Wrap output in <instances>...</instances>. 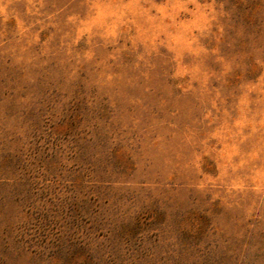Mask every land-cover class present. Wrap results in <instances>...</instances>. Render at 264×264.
Masks as SVG:
<instances>
[{"label":"rangeland","instance_id":"obj_1","mask_svg":"<svg viewBox=\"0 0 264 264\" xmlns=\"http://www.w3.org/2000/svg\"><path fill=\"white\" fill-rule=\"evenodd\" d=\"M0 264H264V0H0Z\"/></svg>","mask_w":264,"mask_h":264}]
</instances>
